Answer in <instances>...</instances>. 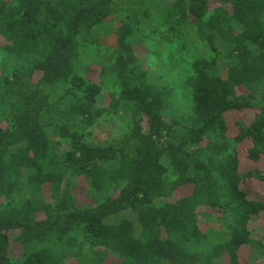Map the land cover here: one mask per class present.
I'll list each match as a JSON object with an SVG mask.
<instances>
[{
	"label": "trees",
	"instance_id": "1",
	"mask_svg": "<svg viewBox=\"0 0 264 264\" xmlns=\"http://www.w3.org/2000/svg\"><path fill=\"white\" fill-rule=\"evenodd\" d=\"M156 3L0 0V264H264V200L243 187L264 189V0ZM148 34L192 44L188 103ZM120 114L123 134H90Z\"/></svg>",
	"mask_w": 264,
	"mask_h": 264
},
{
	"label": "rangeland",
	"instance_id": "2",
	"mask_svg": "<svg viewBox=\"0 0 264 264\" xmlns=\"http://www.w3.org/2000/svg\"><path fill=\"white\" fill-rule=\"evenodd\" d=\"M168 0H157L156 5L162 6L165 5ZM112 27L115 23L111 24ZM116 26V25H115ZM105 32L101 34L99 38H97V52L105 54L107 49L111 47L115 42V36L112 34V31ZM142 46L146 49H149V56L152 60H149V65H151L152 69L168 72L171 75L172 84L176 85L177 88L180 89L181 97L184 99L186 103L189 102V93L185 87V77L188 74V66L189 62L185 61L186 55H191V51L193 49L192 44L187 40V38L183 37L174 42H166L161 40L155 35L145 36L143 40H141ZM85 65L86 76L90 77L93 81H98L99 77L97 74L98 67L96 60H85L82 62ZM81 69V62L79 65ZM115 88H111L109 85L107 88L103 90V96L100 99L99 104L101 106H105V104L109 101V93L114 91ZM238 118H241L240 115L230 114L227 119L228 121H235ZM230 124V132L233 133L234 128L232 127V122ZM126 120L125 115H119L118 118H114L112 116L103 117L96 125L89 129L90 134L93 135L96 139L99 140H112L117 138L126 130ZM249 165V166H248ZM252 164H244L243 168L253 167ZM255 168V167H253ZM243 187L247 190L250 197L257 201L264 200V189H260L259 186L256 185L255 182L250 180H245ZM87 186L83 179L75 180L74 188H72V193L76 197L77 204L83 205L89 201L88 196L86 195ZM190 189L180 188L176 192V197H185L190 194ZM211 228V227H210ZM254 232L253 234L257 236L259 239L264 238V216L257 222L253 224ZM22 248L18 244H12L10 247V254L12 256H18L21 254ZM259 255V254H258ZM255 252L250 253L248 249L242 250L241 257L244 259V262H247V258L251 260V264H257L260 260L256 259L258 256ZM252 256V257H251ZM262 261V258H261ZM75 264V263H68ZM105 264H121L117 260L110 258L106 261Z\"/></svg>",
	"mask_w": 264,
	"mask_h": 264
}]
</instances>
